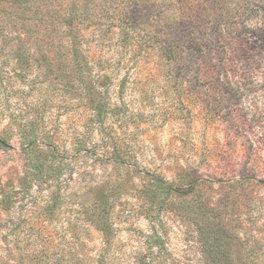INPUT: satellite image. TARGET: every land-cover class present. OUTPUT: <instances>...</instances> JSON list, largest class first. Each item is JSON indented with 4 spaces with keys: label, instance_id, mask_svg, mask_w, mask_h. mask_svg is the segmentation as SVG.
Here are the masks:
<instances>
[{
    "label": "rangeland",
    "instance_id": "obj_1",
    "mask_svg": "<svg viewBox=\"0 0 264 264\" xmlns=\"http://www.w3.org/2000/svg\"><path fill=\"white\" fill-rule=\"evenodd\" d=\"M35 1L0 0V264L35 234L101 250L91 206L114 249L146 253L155 235L177 264H264V0H203L163 58L122 43L115 13L75 25L81 80Z\"/></svg>",
    "mask_w": 264,
    "mask_h": 264
},
{
    "label": "trees",
    "instance_id": "obj_2",
    "mask_svg": "<svg viewBox=\"0 0 264 264\" xmlns=\"http://www.w3.org/2000/svg\"><path fill=\"white\" fill-rule=\"evenodd\" d=\"M23 1L30 3L33 0ZM38 3L37 9L33 11V18L37 19L43 30L55 31L54 35L62 40L59 43L60 50L62 47L63 54L68 56L70 70L77 80L82 79L80 61L84 56L83 49L77 44V36L73 32L75 25H83V23L97 25L102 22L110 26L115 13L117 19L115 26L119 29L118 34L122 43L132 45L135 42L140 47L155 48L163 58L170 51L174 54L179 51V42H177L179 27L185 22H190L192 15L200 7L205 6L203 0H65V3L63 0H38ZM99 17H103L104 20L100 22ZM53 39L52 36L51 40ZM84 87L88 92L89 104H96L93 110L96 116H100L104 104L100 94L96 98L92 97L95 89L91 83L85 84ZM34 143L33 139L26 136L21 141L22 151L27 159ZM44 144L49 148L52 147L50 142ZM113 154L116 159L118 152L113 151ZM33 166L37 168V172L42 167ZM55 167L56 178L62 168L59 160L55 162ZM165 187L178 196L188 190L171 185ZM84 214L88 223L101 233L103 241L101 250L93 254L79 250L76 247L79 241L76 235L69 238L73 247L66 249H52V240L49 236L44 238L36 234L28 235L23 239L24 245L17 251L16 259H12V263L5 264H177L169 254L165 255L166 250L161 238L155 235H148L149 239H147L153 248L146 253H126L114 249L115 228L109 211L94 209L91 206L85 208ZM207 253L211 259H216L211 252Z\"/></svg>",
    "mask_w": 264,
    "mask_h": 264
}]
</instances>
